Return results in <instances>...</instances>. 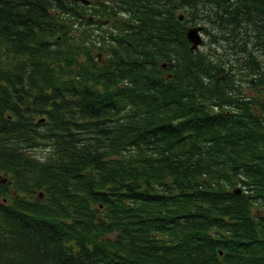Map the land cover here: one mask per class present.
<instances>
[{
  "label": "trees",
  "instance_id": "16d2710c",
  "mask_svg": "<svg viewBox=\"0 0 264 264\" xmlns=\"http://www.w3.org/2000/svg\"><path fill=\"white\" fill-rule=\"evenodd\" d=\"M92 2L0 0V264H264V0Z\"/></svg>",
  "mask_w": 264,
  "mask_h": 264
},
{
  "label": "rangeland",
  "instance_id": "374dc122",
  "mask_svg": "<svg viewBox=\"0 0 264 264\" xmlns=\"http://www.w3.org/2000/svg\"><path fill=\"white\" fill-rule=\"evenodd\" d=\"M92 1L93 2L91 3V5H95L96 1H99V0H92ZM181 11H183V10H181V9L178 10V12H181ZM88 15H92V14L89 13ZM126 16H127V14H124L122 17H126ZM196 24H203L204 25L203 21H201V20H197ZM97 25L98 24L96 22H94L90 26L92 29V38H100L99 34H102V32H104V29H106L110 26L108 21H105L102 25H98L100 28H98ZM215 30H216L215 26L212 25L211 23H208L207 30H203V42L201 43L199 49L201 51L207 52L208 54H215L216 53V55H218V57H225V58L227 56L233 57L234 56L232 54L233 49H230V47H231L230 40L223 38L221 36V34ZM73 31L75 33H79V28H73ZM79 35H81V34H79ZM255 41H256V38L252 39V41L249 42L248 48L253 49L255 51V53L259 56V58L264 60V54H263V50H262L263 48L261 45H258L256 47L257 44L255 43ZM104 47H106V45ZM99 52H101L100 59L102 61H105L109 56V52L105 51V50L98 49V48H94V53H99ZM241 53L243 54L244 52H241ZM241 53H237L235 56H238ZM11 60H14V59H11ZM231 61L234 62L235 69L237 70V76H241V78H242V80H241L242 84L240 85V89L249 95H256V96L259 95L260 93L258 91H256V89L254 87L249 85L248 82L246 81V79H244L248 75H247V72H245L244 68H241V67H243V60L242 59H231ZM263 65H264V62H263ZM43 149L45 150V147L42 146L41 148H38L36 151H38L40 154H42ZM238 185L241 186V184H238ZM261 209H263L262 206L257 204L254 208V211L260 212Z\"/></svg>",
  "mask_w": 264,
  "mask_h": 264
},
{
  "label": "water",
  "instance_id": "95a60500",
  "mask_svg": "<svg viewBox=\"0 0 264 264\" xmlns=\"http://www.w3.org/2000/svg\"><path fill=\"white\" fill-rule=\"evenodd\" d=\"M85 1H89V0H85ZM180 17L182 18L183 15H180ZM204 26L201 24H194V25H190L187 27L186 29V37L188 39V41L190 42V49L192 51H195L197 49H199L201 43L203 42V34H202V30H203ZM167 63L164 62L163 66H166ZM8 176L5 175H0V182H6L9 181L7 180ZM237 191H241V188H236Z\"/></svg>",
  "mask_w": 264,
  "mask_h": 264
}]
</instances>
